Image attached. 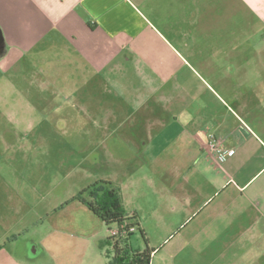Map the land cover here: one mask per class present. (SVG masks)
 <instances>
[{"label":"crops","instance_id":"1","mask_svg":"<svg viewBox=\"0 0 264 264\" xmlns=\"http://www.w3.org/2000/svg\"><path fill=\"white\" fill-rule=\"evenodd\" d=\"M178 18L188 34L213 37L215 68L229 74L195 85L179 81L178 98L168 97L172 105L181 101L168 107V140L151 135L150 121L117 140L150 162L168 148V236L148 239L149 264H264V0H0V64L10 46L25 53L43 42L40 54L63 52L58 67L66 60L80 74L74 90L110 82L108 93L122 99L117 75L125 63H143L168 79V59L156 43L168 47V39L158 27L168 33V20ZM193 101L196 110L186 111ZM136 231L127 244L142 250ZM112 243L105 245L113 250ZM32 244L34 252L43 250ZM122 255L106 256L105 264H129L114 259Z\"/></svg>","mask_w":264,"mask_h":264},{"label":"rangeland","instance_id":"2","mask_svg":"<svg viewBox=\"0 0 264 264\" xmlns=\"http://www.w3.org/2000/svg\"><path fill=\"white\" fill-rule=\"evenodd\" d=\"M158 28L164 35L157 36L168 39V47L156 41L164 50L158 54L168 59V79L143 63H125L117 75L122 99L108 93L110 82L74 90L80 74L70 61L58 67L63 52L48 48L40 54L43 42L25 53L9 47L0 64V264H105L114 254L105 242L115 225L69 201L100 180L113 182L126 209L137 210L147 239L168 236V148L150 162L117 142L149 121L151 135L168 140V107L181 103L172 105L168 97L178 98L179 81L195 85L229 72L215 68L212 36L188 34L179 18L168 20V33ZM194 103L186 111L196 110ZM178 122L186 124L187 117ZM100 228L98 238L90 237ZM134 238L143 244L138 231ZM32 242L43 250L34 252Z\"/></svg>","mask_w":264,"mask_h":264},{"label":"trees","instance_id":"3","mask_svg":"<svg viewBox=\"0 0 264 264\" xmlns=\"http://www.w3.org/2000/svg\"><path fill=\"white\" fill-rule=\"evenodd\" d=\"M69 201H78L99 218L106 226L110 224L121 225L125 223V229L134 226L142 236L145 247L142 250H132L127 244V235L122 237H108L106 240H113L112 246L115 254L122 255L117 261L127 260L129 264H149L152 249L148 246V239L143 229L137 228V221L134 214L128 215L124 209L119 188L107 180L95 181L80 190ZM136 221V222H135ZM117 238V239H116ZM116 239V240H114ZM121 247H118V245ZM121 253V254H120Z\"/></svg>","mask_w":264,"mask_h":264},{"label":"built area","instance_id":"4","mask_svg":"<svg viewBox=\"0 0 264 264\" xmlns=\"http://www.w3.org/2000/svg\"><path fill=\"white\" fill-rule=\"evenodd\" d=\"M229 152L226 151V152H223L222 155H228ZM125 223L117 226L115 225V228H110L109 231L112 233L111 236H114V237H124L128 234V232H132V231H135V227L134 226H130L128 227L127 229H125ZM112 229V230H111Z\"/></svg>","mask_w":264,"mask_h":264},{"label":"flooded vegetation","instance_id":"5","mask_svg":"<svg viewBox=\"0 0 264 264\" xmlns=\"http://www.w3.org/2000/svg\"><path fill=\"white\" fill-rule=\"evenodd\" d=\"M2 39H1V37H0V41H1Z\"/></svg>","mask_w":264,"mask_h":264}]
</instances>
